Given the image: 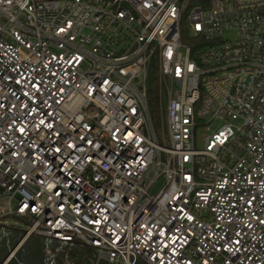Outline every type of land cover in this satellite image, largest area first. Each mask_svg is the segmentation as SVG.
I'll use <instances>...</instances> for the list:
<instances>
[{
	"label": "built area",
	"instance_id": "built-area-1",
	"mask_svg": "<svg viewBox=\"0 0 264 264\" xmlns=\"http://www.w3.org/2000/svg\"><path fill=\"white\" fill-rule=\"evenodd\" d=\"M188 2L0 0V226L44 264H264V0Z\"/></svg>",
	"mask_w": 264,
	"mask_h": 264
},
{
	"label": "water",
	"instance_id": "water-1",
	"mask_svg": "<svg viewBox=\"0 0 264 264\" xmlns=\"http://www.w3.org/2000/svg\"><path fill=\"white\" fill-rule=\"evenodd\" d=\"M25 233L16 232L0 226V264H44L42 249L51 244L50 241L32 237L24 242ZM77 254V264H83V255L91 261V264H108L97 261L91 253L78 246H72Z\"/></svg>",
	"mask_w": 264,
	"mask_h": 264
},
{
	"label": "trees",
	"instance_id": "trees-1",
	"mask_svg": "<svg viewBox=\"0 0 264 264\" xmlns=\"http://www.w3.org/2000/svg\"><path fill=\"white\" fill-rule=\"evenodd\" d=\"M210 0H189L187 4L188 10L192 7L207 8L209 6ZM156 88V79L155 71L151 70L150 78L148 82L147 98H148V108L150 112V117L153 122V125L156 126V116H157V106H158V97L155 95ZM88 262V261H87Z\"/></svg>",
	"mask_w": 264,
	"mask_h": 264
},
{
	"label": "rangeland",
	"instance_id": "rangeland-1",
	"mask_svg": "<svg viewBox=\"0 0 264 264\" xmlns=\"http://www.w3.org/2000/svg\"><path fill=\"white\" fill-rule=\"evenodd\" d=\"M155 120H156V126H157V116H156ZM218 126H219L218 122L212 123V124L208 125V130L203 129L201 132L198 133L197 138H196V145L198 148L202 147L201 137L203 135L208 134L209 132L215 131ZM161 185H162V180H158L151 192L155 193L161 187Z\"/></svg>",
	"mask_w": 264,
	"mask_h": 264
}]
</instances>
